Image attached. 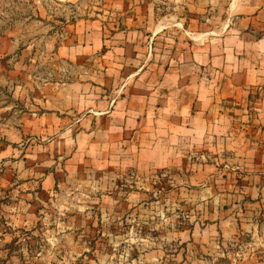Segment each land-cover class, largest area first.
<instances>
[{
    "label": "rangeland",
    "instance_id": "1",
    "mask_svg": "<svg viewBox=\"0 0 264 264\" xmlns=\"http://www.w3.org/2000/svg\"><path fill=\"white\" fill-rule=\"evenodd\" d=\"M130 18L131 0H0V264L264 261L263 216L252 229L225 223L224 165L198 179L185 165L74 156L75 116L52 101L102 78L112 54L100 32L110 39Z\"/></svg>",
    "mask_w": 264,
    "mask_h": 264
},
{
    "label": "crops",
    "instance_id": "2",
    "mask_svg": "<svg viewBox=\"0 0 264 264\" xmlns=\"http://www.w3.org/2000/svg\"><path fill=\"white\" fill-rule=\"evenodd\" d=\"M129 22L110 39L100 32L112 54L102 78L70 84L64 107L52 101L75 116L74 156L92 155L103 168L185 165L198 179L224 165L217 171L232 186L220 193L232 214L225 223L232 230L237 215L241 227H257L264 217V0H131ZM89 34L95 40L87 47L96 50L98 31Z\"/></svg>",
    "mask_w": 264,
    "mask_h": 264
}]
</instances>
